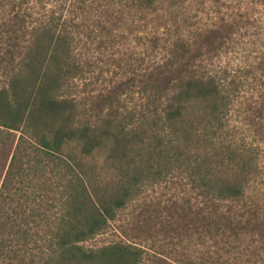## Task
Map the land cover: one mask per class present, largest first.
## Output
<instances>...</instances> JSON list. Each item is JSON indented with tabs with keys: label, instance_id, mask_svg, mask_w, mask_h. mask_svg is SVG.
I'll return each mask as SVG.
<instances>
[{
	"label": "trees",
	"instance_id": "16d2710c",
	"mask_svg": "<svg viewBox=\"0 0 264 264\" xmlns=\"http://www.w3.org/2000/svg\"><path fill=\"white\" fill-rule=\"evenodd\" d=\"M53 1L55 7L31 28L19 60L0 83V127L18 134L0 185L5 264H137L141 252L135 246L86 250L80 243L143 186L177 167L190 169L194 188L216 199L260 191L261 146L232 118L238 85L231 68L208 67L207 59L221 45L216 39L223 31L231 36L239 24L264 25V0ZM210 4L214 10L206 22ZM223 8L231 9L228 18ZM148 12L157 19L153 38H160L163 27L167 34L149 73L152 98L141 110L110 108L82 121L69 90L83 72L74 47L85 21L87 38L103 22L131 18L139 25ZM70 142L79 145L81 156L105 148L103 161L113 168L108 178L95 181L92 166L85 168L66 153ZM24 182L30 185L14 186ZM29 191L32 209L5 207L8 197L20 199ZM50 204L60 212L53 225L39 230L44 245L36 246L30 223L42 220L39 209Z\"/></svg>",
	"mask_w": 264,
	"mask_h": 264
},
{
	"label": "rangeland",
	"instance_id": "374dc122",
	"mask_svg": "<svg viewBox=\"0 0 264 264\" xmlns=\"http://www.w3.org/2000/svg\"><path fill=\"white\" fill-rule=\"evenodd\" d=\"M211 6H206V22H210L214 10ZM53 7V0H0L1 84H5L19 60L31 28L47 8ZM222 12L228 18L231 9L223 8ZM144 15L139 25L131 18L123 23L103 22L87 38L85 21L80 36H76L74 54L83 72L69 91L76 98L82 121L95 119L110 108L141 110L152 98L149 73L167 34L165 27L160 28L158 33L163 34L155 40L152 29L156 14ZM137 26H141L140 31ZM222 34L216 39V44L221 45L210 53L207 66L231 68L239 88L233 122L247 126V136L262 149L260 191L256 192L257 188L243 199H216L194 188L190 169L177 167L143 186L98 233L80 243L84 249L132 245L141 252L137 264H264V25L239 24L231 36H227V30ZM17 137V132L0 127V185ZM65 151L71 158L81 159L85 168L92 166L97 182L112 172V166L103 161L105 148L92 156H81L79 145L70 142ZM22 185L30 182L14 184ZM31 197L29 191L20 199L8 197L4 204L10 209L22 205L29 210L33 204L27 198ZM59 209L51 204L41 208L42 220L30 223L36 232V246L44 245L45 235L39 230L56 222ZM5 263V258L0 257V264Z\"/></svg>",
	"mask_w": 264,
	"mask_h": 264
}]
</instances>
